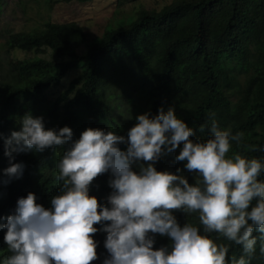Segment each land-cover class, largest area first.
I'll return each mask as SVG.
<instances>
[{
    "label": "trees",
    "instance_id": "1",
    "mask_svg": "<svg viewBox=\"0 0 264 264\" xmlns=\"http://www.w3.org/2000/svg\"><path fill=\"white\" fill-rule=\"evenodd\" d=\"M5 45L7 53L36 55L9 57L0 71V224L19 197L33 192L47 208L60 190L56 163L63 147L13 153L11 163L22 162L23 174L3 182L10 163L4 137L19 130L20 117L28 112L42 116L46 128L71 127L74 139L88 127L111 126L126 135L136 115L171 106L194 128L191 138L206 140L208 128L200 131V125L214 114L218 126L242 133L232 151L264 159V0H173L159 10L140 7L94 38L77 22L48 21L37 31L9 33ZM47 50L54 58L39 55ZM74 71L67 86L52 94ZM179 150L157 161V169L183 170V162L174 159ZM183 174L194 182L187 170ZM108 179V173L98 175L90 186L100 203L111 192ZM174 214L181 225L198 224L195 213ZM5 233L0 229V259L10 255ZM92 235L97 258L90 264H103L109 255L106 233ZM218 242L230 245V256L241 255L239 245L222 237ZM168 244V237L155 234L154 248ZM259 244L258 239L250 264H264Z\"/></svg>",
    "mask_w": 264,
    "mask_h": 264
},
{
    "label": "clouds",
    "instance_id": "2",
    "mask_svg": "<svg viewBox=\"0 0 264 264\" xmlns=\"http://www.w3.org/2000/svg\"><path fill=\"white\" fill-rule=\"evenodd\" d=\"M135 121L126 135L111 126L88 127L74 139L67 125L46 128L43 117L30 112L20 117L19 130L4 137L10 163L3 182L23 174L22 162L11 163L13 153L63 147L56 163L60 190L47 208L33 192L17 199L0 224L10 252L0 264H90L97 258L92 234L98 230L106 233L103 264H250L258 239L264 255V159L232 151L242 133L221 128L209 114L200 125L209 137L193 139L194 128L171 106ZM178 147L174 159L194 182L179 167H156ZM104 173L111 192L100 203L90 186ZM174 210L195 213L198 224L181 225ZM155 234L169 244L154 248ZM220 237L239 245L241 255L230 256Z\"/></svg>",
    "mask_w": 264,
    "mask_h": 264
},
{
    "label": "rangeland",
    "instance_id": "3",
    "mask_svg": "<svg viewBox=\"0 0 264 264\" xmlns=\"http://www.w3.org/2000/svg\"><path fill=\"white\" fill-rule=\"evenodd\" d=\"M173 0H88L86 2H66L63 0H3L0 9V71L9 57L25 58L36 54L20 50L7 53L5 41L9 33L16 31H37L48 21L65 23L77 22L85 28L90 38L100 36L106 27L116 22L122 15L130 14L140 7L159 10ZM85 47H81L82 53ZM54 58L51 51L39 54ZM56 58V57H55ZM77 72H70L62 84L52 89L58 94ZM115 95L118 90L113 91ZM139 97V96H138ZM143 102V101H142Z\"/></svg>",
    "mask_w": 264,
    "mask_h": 264
}]
</instances>
